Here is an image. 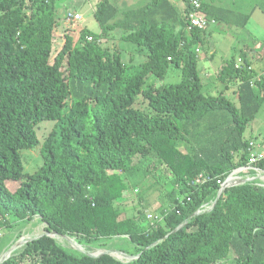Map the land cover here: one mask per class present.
I'll return each instance as SVG.
<instances>
[{"label": "trees", "instance_id": "16d2710c", "mask_svg": "<svg viewBox=\"0 0 264 264\" xmlns=\"http://www.w3.org/2000/svg\"><path fill=\"white\" fill-rule=\"evenodd\" d=\"M182 1L183 11L173 0H147L118 19L117 4L99 0L94 16L101 31L83 27L77 41L66 34L54 54L57 0H0V229L39 215L59 234L87 240L128 234L136 243L134 258L120 260L76 254L45 235L27 245L35 252L40 243L50 246L31 264H264V184L232 185L210 208L219 181L250 164L245 131L264 105V73L246 54L241 67L231 57L218 78L238 81L239 103L222 93L206 96L197 61L206 31L188 29L192 7ZM219 9L203 0L198 11L220 18ZM117 28L145 61L129 69L118 48L100 42ZM170 63L181 69L180 80L157 86ZM137 95L153 113L134 105ZM45 120L54 123L40 148L43 162L25 171L24 149L40 144L36 128ZM150 154L179 184L171 191L168 228L116 220L119 171L132 175L133 158ZM251 165L264 173V157ZM2 264L25 263L9 257Z\"/></svg>", "mask_w": 264, "mask_h": 264}, {"label": "rangeland", "instance_id": "374dc122", "mask_svg": "<svg viewBox=\"0 0 264 264\" xmlns=\"http://www.w3.org/2000/svg\"><path fill=\"white\" fill-rule=\"evenodd\" d=\"M97 1L99 0H57V17L59 25L55 29L56 38L54 39V54H56L62 48L66 34L72 35L74 40L77 41L83 27L89 28L90 30L96 32L101 31V27L94 16ZM110 1H113L115 4H117L119 13L116 17L118 19L123 17L125 10L138 8L147 3V0ZM26 4L33 5L31 1H27ZM178 5L179 8L182 9L183 4L181 1L178 3ZM223 9L224 8L221 10ZM29 10L31 9H28V11ZM73 13L81 14L82 19L75 21V19L71 16ZM222 26V23L218 24L219 28ZM209 28L207 30L204 42L202 41L200 45V54L202 55L209 54V48L217 39L215 36L217 33L216 30L218 28ZM123 33L125 32L122 30V28H117L107 35H104L105 37L101 38L100 42L109 47L111 50L113 48H118L122 53L121 55L123 61L128 63L130 69L132 65L137 66L139 63L145 61L146 56L144 53H142L144 51L139 52V46L137 44L122 39L121 35ZM223 39L229 43L226 36H224ZM226 42H223V47L227 49ZM257 49L264 51V38ZM226 52L219 48L216 51V55L213 59L210 57H200L201 60L198 62V69L199 76L203 81L202 90L206 96H217L220 93H224L225 96L230 98L232 101L239 103L238 97H235L238 81L234 80L232 81V84H229L228 80L222 81L217 76L222 57H226V55L229 54L228 51ZM261 53L264 54V52ZM262 68L264 73V66ZM257 71L260 72L258 68ZM180 78L181 69L177 68L173 63H170V67L165 76L157 79V81H154H156L155 83L157 86H162L177 82L180 80ZM232 90H234V92H232ZM134 105L146 113L154 112L148 101L142 95H137ZM260 116L261 111L257 118L249 124L245 132V138H247L249 141H254L255 146H257L258 142L260 141L253 138L255 136H259L258 133L264 130V123L261 122ZM53 123L54 121L52 120H45L42 121L36 128L38 137L40 139V144L34 149H24L23 162L25 171L33 172L41 166L43 159L40 148L43 141L52 129ZM215 123L216 120L214 124ZM257 138H260V136ZM193 143H195V141H189L187 143V148L193 149L195 146ZM255 146H251V148L254 150L256 149ZM181 148L183 149V152L187 151V149H184V147ZM133 163L137 166L135 167L136 169L133 171L132 175H128L119 171L124 187L114 199L116 220L124 223L127 219L134 218L141 221V228H147L151 223L156 227L164 226L165 228H168L165 222V216L174 207L171 191L174 187L179 185L176 181L175 174L154 154H150L145 157L137 155L135 158H133ZM235 170L233 169L227 178L229 177L230 180L237 182L240 180V178L238 179L237 177L241 176L242 179H250L246 181L256 183L259 181L264 184L262 170L254 171L251 169H242L238 173ZM223 181H219L220 184H222ZM177 197L181 201L184 200V195L181 193H178ZM54 232L55 231L48 229L47 223L44 222L39 215H35L29 220L21 221L16 225H5L2 229H0V258L2 256H6L12 246L17 242L23 241L22 244L14 249L15 251L13 250L9 253L7 258L14 257L17 261L23 262L25 264H31L33 260H41L42 254L40 250H49L50 246L40 243L37 245L38 252H35L28 249L27 245L31 240L40 239L45 235L54 238L57 245H60L69 251H73L76 254L87 252L89 254L96 255L95 257H97L106 252V254L116 257L120 260H125V255L134 256L136 253V243L132 241V237L128 234H115L114 236L111 235L109 237L100 235L98 237H93L91 240H87V238L83 235L70 234L69 232H65L64 234ZM232 263V261H226L220 264Z\"/></svg>", "mask_w": 264, "mask_h": 264}, {"label": "crops", "instance_id": "0c3cea01", "mask_svg": "<svg viewBox=\"0 0 264 264\" xmlns=\"http://www.w3.org/2000/svg\"><path fill=\"white\" fill-rule=\"evenodd\" d=\"M173 1L174 3L177 4L178 8H179L178 3L181 1L183 7L182 9L179 8V10L181 11L184 10L185 8L184 1L182 0H173ZM208 2L209 3L212 2V4L215 5L216 7L218 6L224 9L223 10L219 9L220 18L207 17V19L209 20V24L206 28H204L206 31L205 33H207L209 27L216 29L218 28L216 30L217 33L215 36L217 37V39L214 42V44L209 48V54H204V55L200 54L201 53L200 45L202 42L198 44L197 61L200 62L201 60L200 57L203 58L210 57L211 59H213L214 56L216 55V51L220 48L225 52L226 51L229 52V54H227L226 57H222L220 68L223 62L227 59H230L231 57L235 58L236 61L235 66L241 67L243 64L242 63L243 56L244 54H246L247 59L249 60L248 62L251 64V66L256 70L257 68L258 70H260V72H258V75L263 73L262 67L264 66V54L261 52L264 51L258 50L257 47L260 45L262 39L264 38L263 37L264 36V0H212V1L208 0ZM219 23L223 24V26L220 28L218 27ZM224 36L227 37L229 43H227L226 40L223 39ZM205 37L206 34L204 35V40ZM223 42H226L227 49L223 47ZM232 83H233L232 81L229 82V84ZM232 92H234V90H232ZM235 97L236 98L238 97V92H236ZM260 111H261L260 120L262 123H264V105L261 107ZM260 111L257 113V116L260 113ZM258 135L260 136V138H257L259 136H255L253 139H257L260 142H258L257 146L254 145L256 149L254 150L252 149V150L254 153L257 154L262 153L264 155V130L262 132H259ZM258 170L261 169L258 168ZM238 178H241V176L240 177L238 176Z\"/></svg>", "mask_w": 264, "mask_h": 264}, {"label": "built area", "instance_id": "2783aa9c", "mask_svg": "<svg viewBox=\"0 0 264 264\" xmlns=\"http://www.w3.org/2000/svg\"><path fill=\"white\" fill-rule=\"evenodd\" d=\"M202 1L203 0H189V3L192 7V11H190L189 16L187 17L188 20L190 21L189 25H188V29H192L193 27H197V28H206L209 24V20L204 17L203 15L199 14V9L201 8L202 5ZM71 16L75 19V21L81 20L82 19V15L79 13H73L71 14ZM198 51V49H197ZM255 143L254 141H250V147L254 146ZM264 155L261 154H257L254 153L252 148H251V155H250V164L245 165L240 167L239 169H254V170H258L256 167L252 166L251 164L255 163L256 161L260 160L261 158H263ZM197 182H199V179L197 180Z\"/></svg>", "mask_w": 264, "mask_h": 264}, {"label": "water", "instance_id": "95a60500", "mask_svg": "<svg viewBox=\"0 0 264 264\" xmlns=\"http://www.w3.org/2000/svg\"><path fill=\"white\" fill-rule=\"evenodd\" d=\"M246 180H243V179H240V180H238L237 182H235V181H230L229 180V177L227 178V179H225L224 181H223V183L221 184V188H220V191H219V193H218V195H217V197H216V199L214 200V202L212 203V207H210L211 209L214 207V205L216 204V202L218 201V199L220 198V196H221V194L223 193V191L226 189V188H228V187H230V186H232V185H235V184H238V183H241V182H245ZM209 208V209H210ZM205 210H198V211H196V214H199V213H201V212H204ZM184 223H182L181 225H179V227L180 226H182ZM178 227V228H179ZM23 243V241H19V242H17L15 245H13L12 246V248L10 249V251L7 253V255L6 256H2L1 257V259H0V264H2L3 262H4V260L9 256V253L11 252V251H13L14 249H16L20 244H22ZM106 253V252H105ZM86 254H89V253H87L86 252ZM89 255H91V256H96V255H92V254H89ZM125 255V254H124ZM125 257H126V260H131V259H133L134 258V256H130V255H125Z\"/></svg>", "mask_w": 264, "mask_h": 264}, {"label": "bare ground", "instance_id": "6f19581e", "mask_svg": "<svg viewBox=\"0 0 264 264\" xmlns=\"http://www.w3.org/2000/svg\"><path fill=\"white\" fill-rule=\"evenodd\" d=\"M238 170H240V169H238ZM238 170H235V171L238 172ZM233 173H234V172H233ZM233 173H232V174H233ZM236 174H237V173H236ZM262 174H263V178H264V173H262ZM262 174H261V175H262ZM229 180H230V178H229ZM230 181H231V180H230ZM26 233H27V232H26ZM83 250H84V249H83ZM14 251H15V250H14ZM84 251H85V250H84ZM0 259H1V258H0Z\"/></svg>", "mask_w": 264, "mask_h": 264}, {"label": "clouds", "instance_id": "9594fccd", "mask_svg": "<svg viewBox=\"0 0 264 264\" xmlns=\"http://www.w3.org/2000/svg\"><path fill=\"white\" fill-rule=\"evenodd\" d=\"M242 167V166H241ZM240 168V167H239ZM238 168V169H239ZM258 169V168H257ZM256 171H258V170H256ZM238 178V177H237ZM239 179V178H238ZM240 179H242V178H240ZM243 180H250L249 178H245V179H243ZM54 233H57V232H54Z\"/></svg>", "mask_w": 264, "mask_h": 264}]
</instances>
